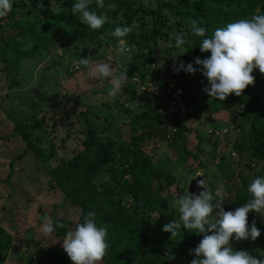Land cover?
<instances>
[{
    "label": "trees",
    "instance_id": "obj_1",
    "mask_svg": "<svg viewBox=\"0 0 264 264\" xmlns=\"http://www.w3.org/2000/svg\"><path fill=\"white\" fill-rule=\"evenodd\" d=\"M52 1L57 4L56 11L50 16H45V12L41 14L43 17L41 23L45 25L46 34L37 33L32 26L19 28L13 35L16 42L13 43L12 50H10V44L0 46V62L7 70L10 64L16 68L23 60H37L34 57L48 51L52 46L63 49V55L60 58L69 54L76 60L87 57L91 59L92 54H96V48L117 44L116 38L109 35L115 27L128 26L139 30L138 33L130 32L125 37L128 46H134L136 50L131 51L134 55L127 64L120 68L113 66L112 69L120 72L128 68L127 81H130L129 78L136 73L143 81L144 75L147 77L153 74L160 63L169 64L167 62L169 60L175 66L183 62L185 66L192 63L194 67L199 68L200 66L195 64V58L206 59L211 55L210 52L200 51L199 46L203 38H210L216 28L225 27L238 19H250L254 14H264V0H170L168 3L158 4L154 10H146L140 6L135 8L139 0H104L106 6L109 3L116 5L115 9L109 10L107 7L99 9L95 0H92L90 10L98 14L106 13L110 17L109 22L100 29L92 30L80 21L78 14L75 16L71 13V6L75 0ZM32 5L35 6V3ZM34 8L39 12L41 10L37 5ZM32 10V6L27 8L13 1L11 12L7 15L10 17L8 24L17 27L16 23H11V18L16 15L25 16ZM165 13L175 16L178 20L170 23ZM4 19L6 18H0V22ZM192 19L206 29L205 37L191 35L189 21ZM172 32L184 35L185 40L188 41L184 45V48L188 49L186 53L176 56L178 54L175 53L177 48ZM0 33L2 34V31ZM26 37H28L27 40ZM163 40L170 45L161 49L159 45L163 43ZM13 41L14 39L11 40ZM26 41H29L32 46L22 50ZM73 51L76 57L70 54ZM10 52L12 55H8ZM93 59V61H100L96 60L99 59L96 57ZM73 67L84 68L80 62L72 64ZM151 68L152 71H150ZM7 72L10 75V71ZM180 73L184 74L183 71ZM252 75L255 78L254 84L249 85L240 96L234 93L227 96L226 105L221 108L235 115V128H242L244 133L243 139L233 140L232 143L229 141L228 132L218 131L216 135L215 132L205 133L208 138H204L196 129L186 125L182 119L165 115L159 112L157 107H148L139 116L132 117L133 121L138 119L134 125L139 127L141 132H137L136 126L131 128L133 131L129 141L131 152L127 147L114 146L110 140L99 138L96 130L90 128L94 136L87 137L82 142L83 149L66 159L59 155L56 144L53 142L54 138L49 137L50 141L44 145V130L43 136L34 134L40 133L45 126L44 116L41 120H36L39 116L37 113L32 118L23 120L20 116L14 118L7 115L13 125V133L6 136L5 140L9 142L8 140L20 139V143H24L25 147L10 161L9 171L1 180L9 193L6 195V204L0 208V223L3 225L0 224V264H30L31 262L32 264H72L61 244L67 232L75 230L78 223H83L84 216L89 212L95 213L94 219H101L105 224L117 229L115 241L109 245L101 261L103 264H135V262L137 264H167L161 258V254L175 249L178 243L184 242L186 251L195 249L203 238V234H201L202 238L198 234L196 237L195 232L181 228L178 234L172 237V234L164 232L161 226L164 219H179L178 210L170 209L169 202L173 200L174 195L188 194L187 184L177 188L174 184L176 180L172 169H160L150 156L143 154L135 146L137 142L142 144L158 136L160 129L165 133L164 127L170 126L165 139L181 141L178 150L181 152L180 159L184 155V162L180 165L182 169L188 171V174L193 172L196 174L197 170L205 169L210 163L200 158L206 151L204 150L206 143L213 151L212 157L216 156L217 149L221 150L222 155L215 157L218 159V175L215 176L218 179V186L212 182H207L206 185L212 192L223 189L225 211H234L243 206L250 198L247 191L248 185L254 178L264 176V74L254 69ZM201 76L205 78L202 73ZM110 79V77L93 79L91 84L93 86L88 91L110 83ZM75 81L74 77L72 83ZM127 81L122 86L129 85ZM151 81L159 88L164 84V80L160 77ZM12 82L15 83L14 78ZM183 83L185 82H175L174 87L178 88ZM12 88L14 86H8V89ZM125 91L129 90L126 88ZM177 91L186 104L185 94L179 89ZM86 93L87 91L83 92V94ZM64 98L65 105L58 112L60 116L52 115L59 109L58 106L51 110L49 120L53 127L67 119L68 105L74 107L80 105L78 94H66ZM144 101L148 105V101ZM236 107L238 110L235 109ZM207 108L209 110L207 117H211L215 122L214 116L220 111V107L212 102L207 105ZM78 115L82 116V112ZM191 134L197 135L196 149L193 152L186 148V136ZM11 136H18L19 139L11 138ZM162 137L159 133L158 138L163 140ZM208 140L211 142L209 143ZM221 142H225L223 148L220 146ZM229 146L232 155H237L235 164L230 162L234 160L223 155L225 147ZM28 153H31L38 163L46 168L51 179L47 191L59 190L62 194V204H68L67 209L64 206L58 209L57 204L52 202L38 205L36 197L24 200L18 199L17 196L12 198L14 183L10 181L13 177V164ZM207 177L205 173L201 178L204 181ZM233 177H236V181ZM96 178H103L107 182L95 185L93 180ZM53 183L55 186L52 185ZM164 192L166 195L162 196ZM122 196L130 198L135 203L132 211H128L122 204ZM173 211L176 212L175 217L172 216ZM151 212L158 215L154 221L146 218V215ZM76 214H78L77 220L73 222V215ZM45 217H51L55 227V231L48 237L41 231ZM4 221L10 224L9 228L5 226ZM253 221L261 235L255 241H252L250 237L240 241L233 239L231 246L234 250L235 246L245 248L247 246L243 245L250 243L251 250L248 253L259 260H264V216L255 211L249 212V228ZM58 224H63L64 227H56ZM21 233H24L23 237L26 241L24 243L27 246L25 249L29 248L33 252V261L30 259L29 252L21 250L14 241V238Z\"/></svg>",
    "mask_w": 264,
    "mask_h": 264
},
{
    "label": "rangeland",
    "instance_id": "obj_2",
    "mask_svg": "<svg viewBox=\"0 0 264 264\" xmlns=\"http://www.w3.org/2000/svg\"><path fill=\"white\" fill-rule=\"evenodd\" d=\"M13 1L27 8L32 6L33 10L30 14L25 16L16 15L11 18V23H16L17 27H12L8 24V20L10 19L8 16L5 17L6 19L1 20L0 32L2 31V34L0 33V46L10 44V50L13 49V43L16 42L13 35L19 28L32 26L37 33L46 34L45 25L41 23V18H43L41 14L45 12V16H50V14L56 11L57 6L52 0H12V2ZM169 1L170 0H139L135 8L140 6L146 10H154L158 4L168 3ZM33 3L41 9L40 12L36 9L37 7L34 8L35 6L32 5ZM165 14L168 21H171L170 23L178 20L175 19V16L168 15V13ZM132 32L138 33L139 30L133 28ZM172 35L175 40L177 35L176 32H172ZM13 39L14 41L11 42ZM25 39L27 40L28 37ZM18 40L22 41L21 39ZM162 42L163 43L159 45L161 49L170 45V43H166L167 41L165 40ZM31 46L29 41H26L25 45L22 46V50L29 49ZM12 53L10 52L8 55H12ZM95 53L96 54H92L91 59L87 57L91 62L97 64H106V62H108V65L112 64L115 67L127 64L134 55L131 51L123 54L118 53L116 44L103 46L98 49L96 48ZM175 53L178 54L179 50L176 49ZM70 54L75 56L74 51L70 52ZM61 55H63V49L52 46L48 51L34 57L37 58V60H23L16 68L10 64L8 68L10 75L5 65L0 62V124L3 123V120L6 123V125L0 127V208L6 204V195L9 193L8 188L1 180L5 178V173L9 171L10 161L13 157L21 153L25 147L24 143H20L18 136H11V138L17 137L19 139H17L18 141L8 140L9 142H7L5 140L6 136L13 133V125L10 123L7 115L14 118L20 116L23 120L30 119L37 113H39V116L36 120H41L44 116L46 119L45 126L42 127L40 133L34 134H42L43 136L44 134L42 131L44 130V145L48 144L50 138H54L53 142L56 144L59 155L66 159H69L76 152L83 149L82 142L87 137L94 136L90 132V128L96 130V135L99 136V138L110 140L114 146L120 145L122 148L127 147L128 151L131 152L132 148H129L130 137L133 133L131 128L135 127L136 125H134V123L138 122V119L133 121L132 117L139 116L143 111H146L148 107H157L159 110V100L160 98H164L165 90L168 88L170 81H172L170 84L173 85L175 82H185L180 87L178 86V88L174 87V91L178 92L177 89H179V91H182L187 97V99H185L187 106H184V108L186 113L191 116L186 115L182 117L186 125L196 129L204 138H208L205 134L207 131L213 130L223 133L228 132V138L231 143L233 140L243 139L244 133L242 128H235V115L221 109L222 106L226 105L227 98L220 101L209 97L204 91H198V88L203 90L205 86H208L207 79L201 76L200 71L195 72V74L186 73L183 70L181 71H183L184 74L180 73V71L176 72L175 68L177 66L171 64V60H169L167 61L169 64L160 63V66L154 70L153 74H149L147 77L144 75L143 83L149 82L148 79H150V77V80H155L159 77L162 78L164 84L161 88H158L156 85L155 90L141 92L144 87L139 74L136 73L137 78H131V85L122 86L121 92L116 97L110 98L107 95L108 89L111 86L110 83L104 85L100 83L102 86L99 85V88L88 91L92 88L93 85L91 84L94 80L87 74V69L85 67L82 69L72 68V64L74 65L75 62H80V60L70 57L69 54L60 58ZM93 57L99 58L96 60L100 61L94 62ZM150 71H152V68ZM182 75L184 77H181ZM74 77L76 81L72 83ZM12 78L15 79V83L12 82ZM8 86H14V88L10 90ZM126 88L129 91L126 92ZM86 91L87 93L83 94V92ZM66 94H78L80 97V105L75 107L68 105L67 119L62 120L56 127H53L52 122L49 120L52 114L51 110H53L55 106H58L59 109L52 115L60 116L58 112L65 105L64 102L66 99L64 96ZM144 100L148 101V105L145 104ZM212 102L220 107V111L214 116L216 123L206 124L203 122V119L207 117L209 112V110H207V105ZM181 106H179V108ZM235 109L238 110V107ZM80 112H82V116L78 115ZM136 128L137 132H141L139 127L136 126ZM164 129L165 133L160 129L158 131V136L142 144L141 142H137L135 147L143 154L150 156L160 169H172V173L176 180L174 184L177 188L183 187V184H187L186 186H188L193 178L196 176L202 177L205 173L208 177L204 179V182L206 184L207 182H212L218 186V179L215 178V176L218 175V159L215 157H220L222 155L221 150L217 149L216 156L212 157L213 151L206 143L204 146V150L206 151L202 153L200 158L210 163L205 169L197 170L196 174L195 172L188 174V171L182 169V165H180L184 162V155H182L180 159L181 152L178 150L181 141L179 139L172 140V138L165 139L168 135L167 132L170 126H166ZM159 133L164 137H162L163 140L158 138ZM191 135L186 136V148L193 152L196 149L195 140L197 139V135ZM208 141L209 143L211 142V140ZM224 143L225 142H221L220 146H225ZM225 149L223 155L225 157H230V159L234 160H230V162L235 164L237 155H232L233 153L230 146L225 147ZM249 174L250 173H248V175ZM233 180L236 181V177H233ZM10 182L14 183V192H11L12 198L17 196L18 199L24 200L36 197L38 205L52 202L57 204L58 209L61 206H64L66 209L68 208V204H62V194L59 190L47 191L51 179L48 176L46 168L39 164L31 153L26 154L21 160L19 159L14 162L13 177ZM106 182L107 180L103 178H96L93 180V184L95 185ZM52 185L55 186L54 183ZM162 194V196H165L166 192ZM178 196L174 195L172 197L173 200L178 198ZM122 204H124L128 211H132L135 207V203L125 196H122ZM215 211L217 210H214V212ZM175 213L176 212L173 211V217H175ZM73 217V222H75L78 214L73 215ZM146 218L150 221H154L158 218V215L155 212H151L149 215H146ZM14 220L15 219H13V221ZM172 221L173 218L164 219L161 226L171 223ZM95 222L98 227L107 228L106 242L108 245L113 244L117 236V229L105 224L101 219H95ZM4 224L8 228L10 227V224L5 221ZM23 235L24 233H21L14 238V241L17 242L21 250L23 249L29 252L30 259L33 261V252L29 248L25 249L27 246L25 245L26 241ZM195 236L197 237L196 233ZM198 236L202 238L201 234H198ZM155 243L157 244L156 241ZM243 246H247L245 247L246 249L244 247L242 248V246H235L234 251L243 250L250 252V243ZM191 250L193 249L186 251L184 249V242H180L176 245L175 249L161 254V258L163 261L167 262V264H190V262L196 258L194 254H190ZM30 264H32V262ZM100 264L103 263L100 262ZM135 264H137V262H135Z\"/></svg>",
    "mask_w": 264,
    "mask_h": 264
},
{
    "label": "clouds",
    "instance_id": "obj_3",
    "mask_svg": "<svg viewBox=\"0 0 264 264\" xmlns=\"http://www.w3.org/2000/svg\"><path fill=\"white\" fill-rule=\"evenodd\" d=\"M91 3L92 0H75L71 6V13L75 16L78 14L83 24L97 30L109 22L110 17L106 13L98 14L90 10ZM95 3L99 9L107 7L114 10L116 7L111 3L106 6L104 0H95ZM11 9L12 0H0V18L6 17ZM189 24L192 36L205 37L206 29L199 26L196 20H190ZM132 31V27L117 26L109 33L117 40L118 53L136 50L134 46H128L125 39ZM187 42L183 34L176 35L175 47L179 50L176 56L188 51L184 48ZM199 48L202 53H211L206 59L195 58V64L200 66L199 68L194 67L192 63L185 66L180 62L175 71L183 70L192 74L200 71L208 81V86H205L203 91L211 98L223 101L233 93L240 96L249 85L254 84L255 78L252 75L254 69L264 74V14H254L250 19H238L225 27L216 28L210 38L202 39ZM80 64L84 65L87 74L93 79L111 78V86L107 92L110 98L116 97L121 92L122 85L128 80V68L115 72L112 69L114 65L93 63L89 58L81 59ZM131 78H137V74ZM131 78L127 81L129 85L132 84ZM148 81L145 83L142 81L144 88L141 92L156 89L153 82L150 79ZM170 82L169 85H172L174 90V85ZM185 105L187 106V103ZM160 108L159 105V112L170 115ZM197 187L204 190L198 195L190 193L180 195L169 202L170 209L178 210L179 219L165 224L162 229L171 233L172 237L177 235L181 228L203 234L198 246L190 251V254L196 257L190 264H264V260L255 258L247 251H234L231 246L233 239L240 241L250 237L255 241L261 235L254 221L249 228L248 214L255 211L264 216V176H258L251 181L247 188L250 198L246 204L234 211L224 210L223 189L212 192L203 180L197 182ZM94 217L95 213L89 212L84 216L83 223H78L75 230L68 231L63 239L62 248L72 264H100L106 255L109 247L106 242L107 228L98 227ZM44 220L41 231L48 237L55 231L54 222L51 217H45ZM56 227L63 228L64 225L58 224Z\"/></svg>",
    "mask_w": 264,
    "mask_h": 264
},
{
    "label": "built area",
    "instance_id": "obj_4",
    "mask_svg": "<svg viewBox=\"0 0 264 264\" xmlns=\"http://www.w3.org/2000/svg\"><path fill=\"white\" fill-rule=\"evenodd\" d=\"M159 104L161 107L160 110L165 111L166 113L170 115L177 116L179 118L189 115L185 111L184 106L186 105L182 97L173 90L172 85H169V87L165 91L164 98H160ZM179 106L181 107L179 108ZM211 132H215V135L218 133V131L210 130V131H207V134H210Z\"/></svg>",
    "mask_w": 264,
    "mask_h": 264
},
{
    "label": "water",
    "instance_id": "obj_5",
    "mask_svg": "<svg viewBox=\"0 0 264 264\" xmlns=\"http://www.w3.org/2000/svg\"><path fill=\"white\" fill-rule=\"evenodd\" d=\"M198 91L202 92L203 90L198 88ZM203 122L209 124V123H214V120H212L211 117H205L203 119ZM129 180H131V177H129ZM200 180H202V178L200 176H196L190 181L187 187L188 194L190 193V194L198 195L201 191L204 190L203 188L197 187V182Z\"/></svg>",
    "mask_w": 264,
    "mask_h": 264
},
{
    "label": "crops",
    "instance_id": "obj_6",
    "mask_svg": "<svg viewBox=\"0 0 264 264\" xmlns=\"http://www.w3.org/2000/svg\"><path fill=\"white\" fill-rule=\"evenodd\" d=\"M1 122H2V120H1ZM2 125H6V123L3 121Z\"/></svg>",
    "mask_w": 264,
    "mask_h": 264
}]
</instances>
